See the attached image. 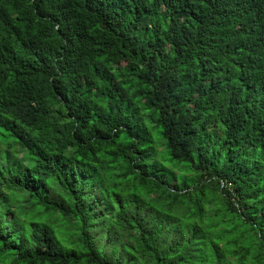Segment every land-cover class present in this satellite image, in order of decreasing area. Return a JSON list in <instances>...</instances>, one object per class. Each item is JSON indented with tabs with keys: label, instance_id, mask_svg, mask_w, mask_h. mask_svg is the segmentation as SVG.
I'll use <instances>...</instances> for the list:
<instances>
[{
	"label": "trees",
	"instance_id": "obj_1",
	"mask_svg": "<svg viewBox=\"0 0 264 264\" xmlns=\"http://www.w3.org/2000/svg\"><path fill=\"white\" fill-rule=\"evenodd\" d=\"M0 264H264V0H0Z\"/></svg>",
	"mask_w": 264,
	"mask_h": 264
}]
</instances>
